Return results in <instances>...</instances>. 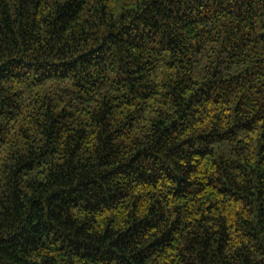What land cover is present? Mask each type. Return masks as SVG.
<instances>
[{
	"label": "trees",
	"instance_id": "obj_1",
	"mask_svg": "<svg viewBox=\"0 0 264 264\" xmlns=\"http://www.w3.org/2000/svg\"><path fill=\"white\" fill-rule=\"evenodd\" d=\"M0 264H264V0H0Z\"/></svg>",
	"mask_w": 264,
	"mask_h": 264
}]
</instances>
